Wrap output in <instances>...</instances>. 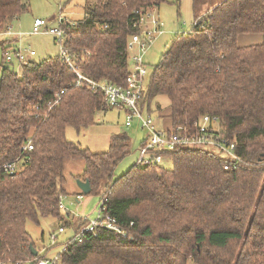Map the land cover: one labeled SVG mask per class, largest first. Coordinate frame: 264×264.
<instances>
[{
  "label": "trees",
  "instance_id": "obj_1",
  "mask_svg": "<svg viewBox=\"0 0 264 264\" xmlns=\"http://www.w3.org/2000/svg\"><path fill=\"white\" fill-rule=\"evenodd\" d=\"M29 1L0 0V26L12 25ZM163 1L94 0L85 17L59 21L62 44L81 73L124 85L132 23ZM251 34L261 42L238 45L239 35ZM11 42L0 41V264L51 260L39 254L26 220L53 216L75 234L86 225L60 212L65 159L83 161L76 180L106 199L104 214L125 235L97 227L96 235L70 237L53 264H264V0H221L176 33L149 70L141 103L151 112L152 100L166 96L171 129L188 133L201 116H217L218 134L234 142L238 160L211 147L176 146L159 152L162 163H133L116 176L130 152L126 133L112 134L101 152L65 137L67 127L88 126L107 109L102 95L76 85L59 53L27 59L16 71L5 61Z\"/></svg>",
  "mask_w": 264,
  "mask_h": 264
},
{
  "label": "rangeland",
  "instance_id": "obj_2",
  "mask_svg": "<svg viewBox=\"0 0 264 264\" xmlns=\"http://www.w3.org/2000/svg\"><path fill=\"white\" fill-rule=\"evenodd\" d=\"M94 0H30L29 5L18 18L12 20L10 31L12 35L4 37L5 40H11L14 43L12 49L34 50L35 56L26 55L27 59L40 61L43 58L54 56L59 53V44L56 37L52 34L39 33L31 34L32 24L35 18H42L47 21L50 27H57L59 18H65L70 21H76L85 15L86 5ZM221 0H165L160 2L155 9L159 20L163 23L162 33L155 36L153 41L147 45L143 52L144 62L148 70L158 62L161 53L169 44L176 33L187 32L191 29L197 16L202 17L210 8ZM87 5V6H88ZM55 38V39H54ZM261 42L259 34L239 35L237 43L240 46L257 44ZM11 51V65L16 71L20 66L16 58L15 51ZM2 53L0 47V63ZM157 101V102H156ZM156 104L154 112H150L155 128L159 130H168L171 128L169 118V100L166 96H158L152 100ZM158 103V104H157ZM154 109V107H153ZM126 111L123 108H111L105 111L97 112L94 122L88 126H82L78 129L67 127L65 137L77 143L81 147H88L92 152L105 151L109 147L111 135L114 133H126L129 137L130 152L116 166L115 174L120 176L129 166L138 159L141 139L147 138V131L139 128V122L135 119L131 126H125ZM144 142V141H143ZM84 163L81 159H65L63 163V174L65 176V189L67 194L61 197L63 210H60L64 216L74 221L84 219L86 224L94 220L97 216L98 205L101 198L97 195L82 194L77 197L78 184L76 176L82 172ZM164 166L170 167V161H165ZM73 220L71 223H73ZM38 224L31 220H26V230L32 237L39 254H45L43 258H53L62 250L65 241L75 236L72 225L64 226L62 222L53 216L39 217ZM62 226L64 230L59 232L58 227ZM56 235V243H51L50 235ZM23 264H29L24 262Z\"/></svg>",
  "mask_w": 264,
  "mask_h": 264
},
{
  "label": "built area",
  "instance_id": "obj_3",
  "mask_svg": "<svg viewBox=\"0 0 264 264\" xmlns=\"http://www.w3.org/2000/svg\"><path fill=\"white\" fill-rule=\"evenodd\" d=\"M156 7L152 6L145 11L138 13L136 19L132 23L134 32L129 35L126 42V50L129 59V72L125 78L124 85L109 83L106 81L96 80L81 73L70 58L68 51L63 46V32L57 27H50L46 20L42 18H35L32 24L31 34L47 33L56 37L59 44V55L64 62L76 74V85L84 84L93 93H100L103 97L104 106L108 108H123L126 111L125 126L129 127L136 119L139 122V128L147 131V138L143 139L138 152V159L136 163L140 165H147L150 163H162L163 156L159 153L163 150H172L176 146L187 147H211L223 152L225 156H229L238 160L235 155V144L226 138L219 136V119L217 116L203 115L195 122V132L188 133L184 128L177 127L176 129L159 130L155 128L153 119L141 103L145 97V86L148 78V66L144 62L143 52L147 45H149L155 36L162 33V22L155 13ZM63 18H59L61 21ZM11 25L5 24L0 26V41L5 40L4 37L12 35L10 31ZM16 50L15 55L19 60V64L26 60V55L34 56V50H24L25 54L20 49L9 48L5 53V61L10 63L12 60L11 51ZM88 54V52H86ZM63 91V90H62ZM32 146L28 143L24 146L23 151L31 150ZM16 165L8 163L4 165V170L12 172ZM227 168V167H225ZM81 198V195H77ZM106 199H102L98 205L97 216L94 220L89 221L83 226L79 232L75 234L70 242L78 241L86 232H93L96 235V228L102 227L105 229L116 231L117 233L125 235V233L115 224L113 218L104 214L103 203ZM60 208L63 205L60 202ZM57 230L62 232L64 228L58 227ZM53 240L55 235H51ZM68 243H64L62 250H65ZM54 258V257H53ZM55 259V258H54ZM53 259V260H54ZM53 260L41 259L35 264H53Z\"/></svg>",
  "mask_w": 264,
  "mask_h": 264
},
{
  "label": "water",
  "instance_id": "obj_4",
  "mask_svg": "<svg viewBox=\"0 0 264 264\" xmlns=\"http://www.w3.org/2000/svg\"><path fill=\"white\" fill-rule=\"evenodd\" d=\"M77 184H78L77 185L78 188L82 193L87 194L90 191V185L87 180L85 181L77 180ZM33 254H36V250H33Z\"/></svg>",
  "mask_w": 264,
  "mask_h": 264
},
{
  "label": "crops",
  "instance_id": "obj_5",
  "mask_svg": "<svg viewBox=\"0 0 264 264\" xmlns=\"http://www.w3.org/2000/svg\"><path fill=\"white\" fill-rule=\"evenodd\" d=\"M83 17H85V15H84ZM10 41H11V40H10ZM11 43H12V42H11ZM10 48H13V47H10ZM35 55H36V54H35ZM35 55H34V56H35ZM156 102H157V101H156ZM157 104H158V103H157ZM153 107H154V109H153ZM150 108H152V109H151V113L154 112L155 109H157V108H156V104H155V103H154V104H151V107H150ZM109 109H111V108H109ZM104 111H105V110H104ZM100 112H101V111H100ZM149 113H150V112H149ZM138 127H139V126H138ZM141 141H142V139H141ZM140 144H141V143H140ZM135 163H136V162H135ZM78 190H80V189L78 188Z\"/></svg>",
  "mask_w": 264,
  "mask_h": 264
}]
</instances>
